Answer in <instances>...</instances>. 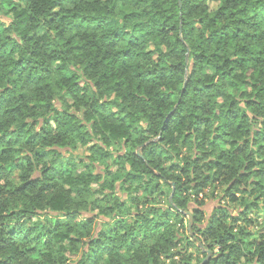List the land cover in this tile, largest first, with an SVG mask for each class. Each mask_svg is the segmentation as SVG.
<instances>
[{
  "label": "clouds",
  "instance_id": "clouds-1",
  "mask_svg": "<svg viewBox=\"0 0 264 264\" xmlns=\"http://www.w3.org/2000/svg\"><path fill=\"white\" fill-rule=\"evenodd\" d=\"M203 3L208 6L205 15L209 19H214L215 12L223 7L231 21L225 19L222 23L243 29L238 41L230 43L225 38L216 47L200 45L199 50L208 57V63L207 71L205 65H201L196 76L200 83L195 87L215 81L213 90L206 91L203 97L184 90L185 57L191 58L192 51H184L171 42L166 44L168 51L176 49L171 56H160L156 52L157 38L148 35L153 31L149 23L154 15L152 0H24L20 4L19 18L25 21L21 31L36 36L39 58L42 63L46 62L44 66L50 64L53 68L52 80L59 85L65 77L69 78L66 85L57 88L55 99L50 103L55 107L59 101L64 106L59 100L63 95L68 101L64 107L70 110L75 96L86 104V109H81L75 120L66 121L63 129L52 125L47 146H38L55 150L44 162L35 160L38 147H25V140L6 146L12 153L0 158V167L12 169L14 161L23 156H30L32 162L0 180V216L4 218L0 224H15L20 218L28 220L31 211L27 212L28 216L18 215L9 221V213H22L21 208H31L37 213L41 210L51 213L53 208H58L60 212L47 218L33 217L30 224L43 225L34 235L43 232L48 235L39 243L33 239L0 252V264H36L30 248L38 249L44 264H84L86 250L91 253L96 247L94 241L114 249L112 254H104L97 264H200L204 258L200 245L217 255L224 253L225 264H264V221L255 223L257 214L264 216V175L257 176L258 169L250 168L252 174L240 182L241 173L250 162L264 160V139L234 155L235 147H240L246 139L253 140L257 128L264 133V125L258 123L264 121V92L259 98L260 106L248 108L244 100L257 97L252 88L243 89L244 79L258 85L255 91L264 89V76L253 79L257 72H264V67L255 64L261 52L252 49L253 38H244L252 32L256 39H264V0H203ZM132 9L140 15L128 16ZM53 18L54 25L49 23ZM74 25L79 27L74 28ZM114 30L127 35L112 47ZM211 31H201L200 39L206 40ZM65 34L90 40L92 43L85 50L89 54L69 52L71 45L61 48L59 38ZM196 43L192 41V45ZM36 48L24 45L13 59L28 55ZM224 61H243L245 67L236 68ZM161 62L166 71L161 70ZM218 66H222L219 74ZM224 71L231 75L221 79ZM36 72L39 74V66ZM72 81L81 83V88H74ZM68 89L72 90L71 95ZM85 90H88L86 99ZM241 91H247L248 95L241 97ZM217 92L228 95L219 97ZM52 95L46 92L45 98ZM233 100L240 109L239 116L230 121L215 119L216 113L231 106ZM106 101L110 103L105 104ZM101 104H105L106 111L99 110ZM197 107L201 110L199 113L195 111ZM244 112L248 113L247 120L243 118ZM203 113L212 118L211 125L195 123L196 117ZM51 115L49 112L48 116ZM34 118L25 117L29 121ZM46 118L39 117L41 121ZM169 118L173 123L166 131ZM117 119H122L123 123L118 124ZM225 123L230 127L225 129ZM15 128L13 124L9 131L15 133ZM222 132L228 133L226 140L239 143L234 147L222 143L213 147V138ZM144 145L154 147L156 155L140 164L134 154ZM101 154L109 158L101 161ZM222 154L228 168H211L210 161L220 159ZM65 159L71 162L66 166V174L51 176L44 172L58 168ZM98 164H102L103 170ZM173 165L179 166L180 171H169ZM149 168L162 179H157ZM41 173H44L42 182L57 185L59 195L50 204L43 198L47 193L39 194V189L21 187ZM209 175L218 182L205 181ZM233 181H237L234 199L228 191ZM254 181L261 187L255 188ZM205 183L209 186L204 187ZM170 184L181 186L177 195L173 196ZM17 188L23 191L17 192ZM170 198L175 201V207L168 203ZM255 204L259 209L253 206ZM218 205L223 206L227 216L213 225V233L206 234L213 208ZM193 208H203L204 215L196 217ZM246 208L248 212L240 217ZM166 212L172 219L165 228H158ZM73 214H79L78 218L67 226H57L58 217ZM89 217L96 219L82 227ZM232 217H240V222L233 224ZM181 220H184L183 225ZM189 224H195L191 231ZM229 235L234 239H229ZM49 236L54 237L52 244L44 247ZM73 237L80 241L75 247L70 245ZM221 240L225 243H218ZM208 245L213 247L208 248ZM228 253H231V261H228Z\"/></svg>",
  "mask_w": 264,
  "mask_h": 264
},
{
  "label": "trees",
  "instance_id": "trees-1",
  "mask_svg": "<svg viewBox=\"0 0 264 264\" xmlns=\"http://www.w3.org/2000/svg\"><path fill=\"white\" fill-rule=\"evenodd\" d=\"M24 3V0H0V158L8 157L11 155L12 150L7 145H13L19 143L21 140H25V147L39 146L48 144V139L52 135V125L56 124L59 128L63 129L65 127V122L69 120H75L77 118V113L81 112V109H86V104L81 103L79 100L73 96V103L71 109H67L66 106L68 101L65 96H60L59 100L64 102V106L60 105L59 101L53 107L50 103L51 100L55 99L54 93L57 88L63 85H66L69 82V78L65 77L64 80L60 81V84L57 85L53 80L54 71L52 66L49 64L48 66H44L41 59L39 58V49L36 48V45L39 44L36 41L35 35H28L25 32L21 31V29L25 25V21L19 18V6ZM152 11L154 15L152 16L151 27L153 28L152 32H149L148 35L150 37L155 36L157 38L156 52L163 56L165 54L171 56L172 52H175L176 49H172L168 51L166 44L174 42L184 51H192L191 58L185 57V67L187 69L186 79L184 83V90L194 91L196 95L203 97L207 92H211L215 86V81L204 84L202 87H195V84L200 83L196 81V76L201 69V65H205L204 70L207 71V63L208 57L204 54V52L199 50L201 44L210 47H216L218 44L223 43L224 39L227 38L228 41L234 42L241 39V32L243 29H234L230 27V24L222 23L223 20L228 19L231 21V16L229 12L221 7L218 11L215 12V18L209 19L205 13L208 11V6L203 3V0H152ZM140 13H137L135 9L129 11L128 16H138ZM128 16H125V19H128ZM3 17L8 19V23L3 20ZM31 19V18H30ZM50 24H55L56 20L53 18L49 21ZM234 23V22H232ZM78 25H74V28H78ZM211 29L210 35L207 36L206 40H201L199 37V33L201 31L207 32ZM112 35L115 39L112 42V47H115L116 41L123 40L127 33L122 31H113ZM249 37L253 38L252 49L256 51H260L261 55L256 57L255 64L259 67H264V48H261V45H264V39H256L252 32L247 33L244 37L248 39ZM61 48H67L68 45H71V48L67 50L69 52L75 50L76 52H80L81 54L87 56L89 53L85 50L89 48V45L92 43L87 39H77L74 36H70L65 34L59 38ZM196 40L197 43L192 45V41ZM23 42V44L21 43ZM35 42V43H34ZM24 45H28L29 47H34L36 50L32 51L28 55H20L19 59H13L16 56L18 51L23 50ZM189 45H192L190 48ZM95 46L93 45V50ZM194 49V50H193ZM151 55V53H149ZM215 58V57H214ZM225 64H234L236 68L243 69L245 64L243 61H224ZM39 66V74L36 72V68ZM91 67V65H89ZM175 67V66H174ZM220 67L217 68V74H219ZM161 70L166 71L163 66V62H161ZM234 71V69H233ZM143 73H141L142 75ZM149 74H152L151 72ZM231 75L229 71H224L221 79L227 78ZM264 76V72H257L253 79L256 80L259 77ZM74 88H81V83H77L72 81ZM258 87L257 84H253L250 80L244 79L243 81V89L252 88L253 94L257 97V99H246L244 100V105L248 108H258L260 106V95L261 92H264V89H260V91H255ZM87 91L85 90V99L87 97ZM46 92H52V96H48L45 98ZM68 94H72V90L68 89ZM228 95L224 92H217V96L223 97ZM241 97L247 96V91H241ZM110 103L106 101L105 104ZM105 104H101L99 106V110L101 112L106 111ZM236 109V110H234ZM198 113L201 111L199 107L195 109ZM51 112L52 115L48 116V113ZM240 109H237V102L235 100L232 101L231 106L225 107L221 109V112L216 113L215 119L220 120L223 119L225 121L235 120L239 116ZM86 114V112L84 113ZM28 115H32L36 118L32 120H26L25 117ZM114 115V114H113ZM40 116H46L47 118L41 121L39 119ZM243 118L247 120L248 113H243ZM254 119H256L254 117ZM118 124L123 123L122 119H117ZM178 121H174L176 123ZM167 121H165V125H167ZM173 123L172 119L169 118V124L166 126H170ZM195 123L197 125L201 123H206L211 125L212 118L207 114L203 113L196 117ZM259 124L264 125V121H258ZM15 124V133L9 131L11 125ZM83 127V125H81ZM225 129L229 128L230 125L225 123L223 126ZM39 128V131L36 129ZM217 132H220V129H217ZM228 135L227 132H222L219 135H216L213 138V147H216L218 143H222L224 145L235 146L238 141H229L226 140L225 137ZM26 138V139H25ZM264 139V133L260 131L259 128L253 134V140H244V143L240 145V147L234 148V155H238L244 151H246L247 146L251 143L259 144L261 140ZM150 144L153 142H149ZM54 149L43 150L39 149L35 151L34 157L35 160L44 162L47 160L48 156L51 152H54ZM259 151V149H258ZM16 155L19 156V151L16 152ZM156 155V149L154 147L150 148L148 145H144L137 150L134 154L135 159L138 163L144 164L145 160L149 157H154ZM101 161H106L109 157L101 154ZM120 159V157H117ZM30 156H23L14 161L13 168L8 169L5 167H0V180L6 179L11 171L16 169H22L25 164H31ZM71 162L67 159L60 162L58 168L45 169L44 172H48L51 176H62L66 174L68 168L66 167ZM211 168L224 170L228 168V164L224 162V156L221 155L220 159L210 161ZM261 166H264V160L261 161H252L246 166L245 172L241 173L240 182H243L249 178L252 174L248 169L257 168L256 175L261 176L264 175V170H261ZM70 167V165H69ZM97 167H102V164H98ZM179 166L173 165L169 171L177 170ZM95 171V169H93ZM149 171L152 172L157 179H162L159 173H155L151 168ZM41 175H38L32 180H28L26 183H22L21 187L32 189H39V194L47 193V196L43 198L49 201V204L52 200L56 199V196L59 195L57 192V185L55 183L49 182L44 183L41 180ZM111 175V173H109ZM99 176V174H97ZM135 178V177H134ZM205 181L215 184L218 182V179L212 175H209L204 178ZM237 184V181H233V185L229 186L228 191L232 192V198H235L234 186ZM253 185L255 188H260L261 185L258 181H254ZM208 183L204 184V187H208ZM159 185H157V188ZM169 187L172 189L173 196L177 195L180 185L178 184H170ZM238 190V189H237ZM17 192L23 191V189L17 188ZM81 194V193H77ZM197 198L200 197V192L196 193ZM168 203L175 207V201L173 199H169ZM255 208L259 209V205H253ZM250 206V207H253ZM28 211H31V215L28 216ZM194 215L196 217H200L204 215L203 208H193L192 209ZM22 213H17L16 211H11L9 213V221L16 218L18 215L21 217L28 216V220H24L22 218L17 219L15 224L10 222H4L0 224V252H3L7 249L14 247L17 243L20 242H32L33 239L36 243H39L41 239L44 238L45 235H48L47 232H43L40 235H34L37 233L43 225L30 224V221L33 217L38 215H43L47 218L51 214H59L60 210L58 208H53L52 212H45L41 210L40 213L32 211L31 208L25 210L21 208ZM248 212V208L245 209L243 213L240 214V217L245 216ZM79 214H73L66 218H57V226H67L75 219L78 218ZM181 215L187 217V213H181ZM195 216L192 218L195 220ZM227 212L223 209L222 205H218L211 215V221L209 227L206 230L207 233H213L214 227L213 225L226 218ZM240 217H232V223L237 224L240 222ZM262 217L264 221V216H260L257 214V217ZM96 218L89 217L85 222L81 224L82 227H87L90 225ZM172 219L171 214L163 213V220L158 222V228H165L167 226L168 221ZM0 220H4L2 216H0ZM257 220V219H256ZM181 225L184 224V220L180 221ZM255 223H257L255 221ZM189 230L191 228H195V224L188 225ZM115 230V229H113ZM50 234V233H49ZM195 235V233H193ZM229 239H234L233 236L229 235ZM54 237L49 236L48 239L44 241V247L50 246L52 244ZM79 240L73 237L70 240V245L75 247ZM96 247L92 249L91 253H88L86 250V260L84 264H97V261L104 254H112L114 249L110 245H105L101 241H94ZM218 243H225L224 240L219 241ZM91 247V245H89ZM200 251L201 255L204 257L200 264H225L224 253L217 255L215 251H203L201 246ZM212 245H208V248H212ZM29 251L33 254L32 259L36 261V264H44L42 257L38 253L37 248H30ZM208 253L211 254L210 259L206 262H203L204 259H207ZM178 255V254H177ZM228 261H231V253H228ZM8 264V262H5Z\"/></svg>",
  "mask_w": 264,
  "mask_h": 264
},
{
  "label": "rangeland",
  "instance_id": "rangeland-1",
  "mask_svg": "<svg viewBox=\"0 0 264 264\" xmlns=\"http://www.w3.org/2000/svg\"><path fill=\"white\" fill-rule=\"evenodd\" d=\"M3 20H4L5 22H7V23H8V19H7L6 17H3ZM98 168H101V167H98ZM101 170H103V168H101ZM97 174H100V173H99V172H97ZM216 207H217V206H216ZM216 207H214V208H213V210H214ZM212 213H213V211H212ZM211 215H212V214H211ZM256 219H257V220H256V222H257V223H260V222H262V221H263V218H262V217H258V218H256ZM201 248H202V250H203V251H205V249H204L203 245H202V247H201ZM205 252H206V251H205ZM207 256H208V255H207ZM205 260H206V258L204 259V261H205ZM204 261H203V262H204Z\"/></svg>",
  "mask_w": 264,
  "mask_h": 264
},
{
  "label": "water",
  "instance_id": "water-1",
  "mask_svg": "<svg viewBox=\"0 0 264 264\" xmlns=\"http://www.w3.org/2000/svg\"><path fill=\"white\" fill-rule=\"evenodd\" d=\"M190 226H191V224H190ZM200 246L202 247V245H200ZM210 257H211V254L208 253V257H207V259L204 262H206L208 259H210Z\"/></svg>",
  "mask_w": 264,
  "mask_h": 264
}]
</instances>
